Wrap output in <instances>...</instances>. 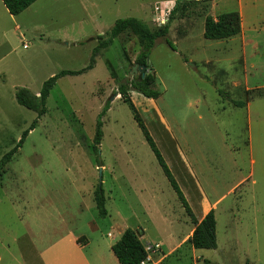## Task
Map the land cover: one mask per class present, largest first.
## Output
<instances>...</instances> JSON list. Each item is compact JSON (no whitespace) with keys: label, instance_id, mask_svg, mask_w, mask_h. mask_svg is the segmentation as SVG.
<instances>
[{"label":"rangeland","instance_id":"obj_1","mask_svg":"<svg viewBox=\"0 0 264 264\" xmlns=\"http://www.w3.org/2000/svg\"><path fill=\"white\" fill-rule=\"evenodd\" d=\"M178 1L168 37L176 50L160 38L149 57L161 97L132 92L131 101L197 220L205 197L216 208L217 250L188 243L194 224L122 100L120 86L141 74L128 31L94 56L92 71L57 82L47 114L1 173L0 264H79L77 240L91 242L94 258L128 229L148 250L144 264H264V0H39L19 16L21 31L7 22L2 30L13 53L0 65V160L38 118L17 103L18 90L39 95L62 71L87 68L118 20L165 26ZM230 12L242 17L241 35L205 39L206 18Z\"/></svg>","mask_w":264,"mask_h":264},{"label":"trees","instance_id":"obj_2","mask_svg":"<svg viewBox=\"0 0 264 264\" xmlns=\"http://www.w3.org/2000/svg\"><path fill=\"white\" fill-rule=\"evenodd\" d=\"M38 1L39 0H2L9 14L15 17L20 16ZM181 2L182 1H178L176 3L173 11L170 13L168 23L165 26L154 30H151L148 25L136 18L118 20L110 32H108L104 36L99 37V45L94 50L93 58L87 68L81 71H62L57 76L49 79L44 83L39 95L31 93L28 89L18 90L16 94L17 103L27 110L35 112L38 115V118L33 122L31 127L23 133L22 138L18 142V144L0 160V176L6 166L12 162L13 158L16 156L19 150L23 148L29 133L37 128L39 119L43 118L47 114V101L50 97L51 91L54 89L57 82L67 76L76 77L92 71L95 68L94 56H96L100 51L106 50L111 47L114 44L115 40H117L122 34L129 31L138 38L141 52L136 60V64L139 66L147 65L150 54L156 46V41L160 38H164L168 46L175 51L176 47L168 37L170 26L174 22L175 17L179 12ZM204 29V38L207 40H228L242 33V18L239 12L221 14L216 19L209 16L205 20ZM149 69L150 66H148V71ZM155 86V75L147 72L145 77H143V74L141 73L139 77H135L131 81H127L126 83L121 85L119 88V92L122 96L123 102L130 107L138 128L141 130L162 171L164 172L173 190L178 195L180 202L185 208L188 216L191 218V222L195 226L193 235L189 239L188 243L195 250H217V219L215 210H211L201 222L197 220L176 178L174 177L170 167L165 161L157 143L155 142L144 121L132 104V92L138 93L148 100H158L161 97V93L157 91ZM245 106V103L238 104V107L240 108H244ZM109 110L110 103H107L102 113L98 117L95 136V151L98 150V147L102 142L103 118L106 117ZM95 202L99 218L105 219L108 216V212L105 207V195L102 186H99L95 192ZM78 244L85 246V244H81L80 242H78ZM112 252L117 258L119 264H144L149 258L148 250L143 244L141 237L139 236L137 231L132 229H128L123 233L121 239L112 246ZM205 264L211 263L209 261H205Z\"/></svg>","mask_w":264,"mask_h":264},{"label":"crops","instance_id":"obj_3","mask_svg":"<svg viewBox=\"0 0 264 264\" xmlns=\"http://www.w3.org/2000/svg\"><path fill=\"white\" fill-rule=\"evenodd\" d=\"M1 3L2 5H0V8H1V11H2V8H3V13H1V16H0V49H1V46H2V42L6 45V49H7V54H0V65L2 64V62L4 60H6L8 57H10L13 53V50L11 48V42H10V38H9V34L8 33H5L3 30L4 28V23L7 22V23H13L14 24V29L16 32H19L21 31V28H20V25L18 24V18L19 16L15 17V16H12L9 14L8 10L6 9V7L4 6L2 0H1ZM3 6V7H2ZM221 15V14H220ZM242 18V17H241ZM216 19V18H215ZM8 32V31H7ZM241 35V34H240ZM239 36V35H238ZM237 37V36H236ZM235 38V37H234ZM229 40V39H228ZM221 41H225V40H221ZM8 46V48H7ZM190 169H191V166H190ZM192 171V169H191ZM232 192V191H231ZM230 192V193H231ZM226 196L222 197L221 199L218 200V203H221L223 201V199L225 198ZM204 204H205V215H203V217L201 218V220L199 222H201L205 216L212 210V206L209 204V209L206 208L207 207V199L205 197L204 199ZM216 209V208H215ZM214 209V210H215ZM195 227V226H194ZM195 230V228H194ZM193 230V232H194ZM193 232L191 233L193 235ZM123 235V234H122ZM192 237V236H191ZM190 237V238H191ZM189 238V239H190ZM162 244V242H159ZM90 245H91V242H87L85 244V246H82V245H79L78 244V240L76 241V244L75 245H72V249H73V252L76 254L78 252H81L83 253V257L80 259V263L79 264H119L117 258L115 257V255L113 254L112 252V245L109 246V250H110V253L109 256L108 254L106 253V247H105V250L104 252L102 251L104 246L105 245H102L101 247L103 248H99L98 252L95 254V257L93 258L92 256V259L90 257V255L86 252L87 250H89L90 248ZM177 245V244H176ZM108 250V249H107ZM108 250V251H109ZM112 252V254H111ZM105 254L107 255V257L105 256ZM111 256V257H110Z\"/></svg>","mask_w":264,"mask_h":264},{"label":"water","instance_id":"obj_4","mask_svg":"<svg viewBox=\"0 0 264 264\" xmlns=\"http://www.w3.org/2000/svg\"><path fill=\"white\" fill-rule=\"evenodd\" d=\"M148 66H149V60L147 61V65H145V66H139L136 64L134 67V70H133V72H134L133 76L135 75V73L139 69L141 71V73L143 74V77H145L146 73L148 72ZM189 66L194 67L192 64H189ZM118 95L119 94L117 93L114 97H112L111 102H113L118 97ZM98 150H99V148H98Z\"/></svg>","mask_w":264,"mask_h":264},{"label":"built area","instance_id":"obj_5","mask_svg":"<svg viewBox=\"0 0 264 264\" xmlns=\"http://www.w3.org/2000/svg\"><path fill=\"white\" fill-rule=\"evenodd\" d=\"M25 48H27V47L25 46Z\"/></svg>","mask_w":264,"mask_h":264}]
</instances>
